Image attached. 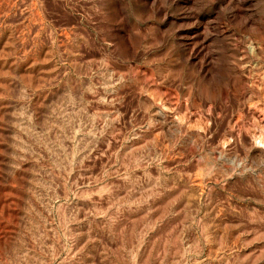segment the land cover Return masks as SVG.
Listing matches in <instances>:
<instances>
[{
  "label": "rangeland",
  "instance_id": "rangeland-1",
  "mask_svg": "<svg viewBox=\"0 0 264 264\" xmlns=\"http://www.w3.org/2000/svg\"><path fill=\"white\" fill-rule=\"evenodd\" d=\"M263 92L264 0H0V264H264Z\"/></svg>",
  "mask_w": 264,
  "mask_h": 264
},
{
  "label": "bare ground",
  "instance_id": "bare-ground-1",
  "mask_svg": "<svg viewBox=\"0 0 264 264\" xmlns=\"http://www.w3.org/2000/svg\"><path fill=\"white\" fill-rule=\"evenodd\" d=\"M251 41V40H250ZM250 44H251V42H249ZM253 43V42H252ZM254 44V43H253ZM259 46V45H258ZM254 47V46H253ZM253 47H251L250 49H251V51L253 52V50L255 49V48H257V47H255V48H253ZM259 49H260V46L258 47ZM257 48V49H258ZM256 50V49H255ZM259 88V87H258ZM261 91V90H260ZM264 93V92H263ZM263 97V96H262ZM264 98V97H263ZM257 156H258V154H257ZM259 157H260V161H262L263 159H264V152H263V150L261 149V150H259ZM263 162V161H262Z\"/></svg>",
  "mask_w": 264,
  "mask_h": 264
}]
</instances>
